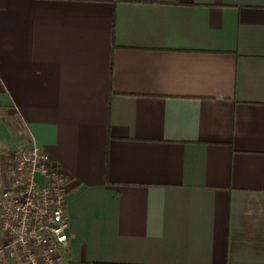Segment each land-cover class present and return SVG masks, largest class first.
Segmentation results:
<instances>
[{
	"label": "crops",
	"instance_id": "crops-1",
	"mask_svg": "<svg viewBox=\"0 0 264 264\" xmlns=\"http://www.w3.org/2000/svg\"><path fill=\"white\" fill-rule=\"evenodd\" d=\"M30 141L67 264H264V0H0V188Z\"/></svg>",
	"mask_w": 264,
	"mask_h": 264
},
{
	"label": "built area",
	"instance_id": "built-area-1",
	"mask_svg": "<svg viewBox=\"0 0 264 264\" xmlns=\"http://www.w3.org/2000/svg\"><path fill=\"white\" fill-rule=\"evenodd\" d=\"M0 188V254L13 264H67V189L49 151L34 141L15 150Z\"/></svg>",
	"mask_w": 264,
	"mask_h": 264
}]
</instances>
